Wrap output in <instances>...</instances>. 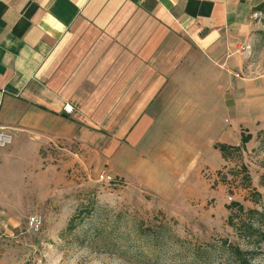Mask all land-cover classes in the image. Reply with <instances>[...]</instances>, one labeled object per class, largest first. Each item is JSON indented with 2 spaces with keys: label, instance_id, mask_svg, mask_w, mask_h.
Segmentation results:
<instances>
[{
  "label": "crops",
  "instance_id": "obj_1",
  "mask_svg": "<svg viewBox=\"0 0 264 264\" xmlns=\"http://www.w3.org/2000/svg\"><path fill=\"white\" fill-rule=\"evenodd\" d=\"M255 11L264 0H0V199L39 204L58 150L66 166L132 175L142 155L182 166L244 121L264 92L262 77H235L253 65ZM3 205L0 231L22 213Z\"/></svg>",
  "mask_w": 264,
  "mask_h": 264
},
{
  "label": "rangeland",
  "instance_id": "obj_2",
  "mask_svg": "<svg viewBox=\"0 0 264 264\" xmlns=\"http://www.w3.org/2000/svg\"><path fill=\"white\" fill-rule=\"evenodd\" d=\"M260 25L258 45L249 55L256 71L249 68L236 78L264 79V16ZM258 97L263 101L244 102V121L233 117L232 127L228 120L230 129L209 135L197 155L186 149L182 166L166 165L161 157L153 163L142 155L138 174H111L113 182L101 183L100 167L77 162L66 166L58 150L57 179L41 176L39 204L26 195L0 199L3 206L15 204L22 211L12 228L0 231V264H196L189 256L196 248L205 252L198 264H232L224 240L256 251L250 264H264V243L258 248L245 243L228 224L234 202L264 211V92ZM248 134L251 138L242 146L241 136ZM216 144L239 150H230L223 159ZM28 184L36 186V193V181L23 182V191ZM17 185L20 194L22 183ZM33 215L42 219L38 233L27 226ZM148 228H157L156 247Z\"/></svg>",
  "mask_w": 264,
  "mask_h": 264
},
{
  "label": "trees",
  "instance_id": "obj_3",
  "mask_svg": "<svg viewBox=\"0 0 264 264\" xmlns=\"http://www.w3.org/2000/svg\"><path fill=\"white\" fill-rule=\"evenodd\" d=\"M251 136L242 135L240 144L243 146L249 140ZM218 150L223 159H226L230 150H239V146L231 147L226 144H216L214 146ZM231 213L228 217V224L234 229L236 236L243 240L247 244H252L254 247L258 248L261 243H264V211L258 209H245L244 206L238 202H234L229 207ZM74 219L69 221L68 229H72ZM152 233L150 235L154 236L155 247L158 245V232L157 228H148L146 232ZM145 231H143L144 233ZM223 246L226 248L227 253L230 256L232 264H250L251 260L257 255L256 251H249L240 248L238 244L229 242L228 240L223 241ZM205 253L200 251V249H192L189 252V256L193 263H200L202 260L201 254Z\"/></svg>",
  "mask_w": 264,
  "mask_h": 264
},
{
  "label": "built area",
  "instance_id": "obj_4",
  "mask_svg": "<svg viewBox=\"0 0 264 264\" xmlns=\"http://www.w3.org/2000/svg\"><path fill=\"white\" fill-rule=\"evenodd\" d=\"M252 17L256 21V23H258V24L262 23L263 17L259 12L255 11L252 14ZM63 110H64V112L70 114L73 111V107L70 104H65L63 107ZM5 140H6L5 137L0 136V144L3 145ZM113 180H114V178L110 174L106 173L105 171H100L97 174V181L98 182L111 183V182H113ZM228 200H231L230 196H228ZM27 226H28L29 231H31L33 233H38L42 228L41 217H39L37 215L30 216L27 219Z\"/></svg>",
  "mask_w": 264,
  "mask_h": 264
}]
</instances>
